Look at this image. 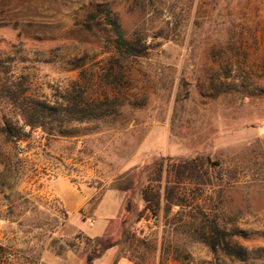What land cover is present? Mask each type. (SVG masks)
<instances>
[{
  "label": "rangeland",
  "instance_id": "1",
  "mask_svg": "<svg viewBox=\"0 0 264 264\" xmlns=\"http://www.w3.org/2000/svg\"><path fill=\"white\" fill-rule=\"evenodd\" d=\"M109 15L147 45L122 67L126 103L115 123H85L76 136L36 128L16 141L5 130L16 129V110L0 99V264H86L84 232L122 239L125 216L133 247H112L94 264L121 251L144 264H264V91L215 95L208 78L228 63L264 87V0H0V58L28 93L51 96L81 69L93 76L88 92L100 91L99 73L119 55ZM74 56L84 65L70 70ZM197 156L213 178L200 203L239 227L247 261L186 240L163 213L137 218L159 163L165 180L172 164ZM70 183L91 193L85 219L73 209L70 218L55 193Z\"/></svg>",
  "mask_w": 264,
  "mask_h": 264
},
{
  "label": "trees",
  "instance_id": "2",
  "mask_svg": "<svg viewBox=\"0 0 264 264\" xmlns=\"http://www.w3.org/2000/svg\"><path fill=\"white\" fill-rule=\"evenodd\" d=\"M91 16H94V13ZM106 25L119 55L113 56L109 65L99 73L100 91L88 92L93 76H88L86 70L81 69V78L77 82L63 90L55 91L51 96L28 93L22 82L17 83L10 77L11 60L0 58V99L8 102L19 118L16 129L10 127L9 123L5 127L14 140L20 141L24 136H30L36 128L55 135L76 136L82 132L80 126L85 123L116 122L122 114V106L126 103V93L120 87L124 78L122 67L143 56L147 45L138 34L128 37L116 17L109 15ZM82 59L78 56L69 58L67 63L70 64V70L81 68L84 65ZM208 78L215 95L231 90L242 94L264 91V87L250 79L246 68L239 65L226 63L222 69L208 75ZM229 78L233 81H228ZM206 165V159L201 156L184 159L172 164L169 178L163 180L164 162H160L156 176L141 188L144 207L139 211L137 218L141 220L146 212L156 217L163 213L170 223L182 225L178 229L181 228L180 231L186 240L200 242L210 251L220 252L234 260L247 261L249 249L235 239L237 236H244L239 227L236 224L229 227V223L206 203H200V198L207 190L204 188L213 185L212 175ZM125 209L126 215L132 213L130 200L127 201ZM126 222L125 216L122 220L123 237L119 240L113 236L83 235L86 264H94L95 259L117 245H128V250H131L137 234L125 226ZM129 251H121L113 264H117L122 257H128L134 264H144L136 253ZM175 256L179 258V255Z\"/></svg>",
  "mask_w": 264,
  "mask_h": 264
},
{
  "label": "crops",
  "instance_id": "3",
  "mask_svg": "<svg viewBox=\"0 0 264 264\" xmlns=\"http://www.w3.org/2000/svg\"><path fill=\"white\" fill-rule=\"evenodd\" d=\"M70 187L72 190L71 191L69 190L67 193H64L63 191L59 190L58 188H56L55 193L60 198L61 202L63 203V206L65 208H67L68 212L70 213V218H71L72 212H70L71 211L70 209H73L74 213L79 215V212L88 203L91 193L83 191L81 188H79L77 185H75L73 183H70ZM99 209H101V207H99ZM81 218L85 219L84 217H81ZM97 221H94L92 223L96 224ZM104 221H106V218L104 219ZM82 232H84V231H82ZM84 233L89 235V236H100V235H102V234L95 235L93 233H87V232H84Z\"/></svg>",
  "mask_w": 264,
  "mask_h": 264
},
{
  "label": "built area",
  "instance_id": "4",
  "mask_svg": "<svg viewBox=\"0 0 264 264\" xmlns=\"http://www.w3.org/2000/svg\"><path fill=\"white\" fill-rule=\"evenodd\" d=\"M25 130L28 132L29 131V129L28 128H25ZM153 217H156V216H153ZM157 218V217H156Z\"/></svg>",
  "mask_w": 264,
  "mask_h": 264
}]
</instances>
